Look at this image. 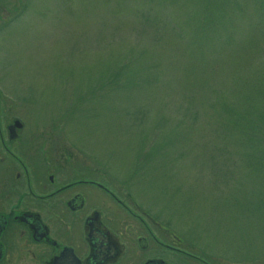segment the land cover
Segmentation results:
<instances>
[{"label":"rangeland","instance_id":"1","mask_svg":"<svg viewBox=\"0 0 264 264\" xmlns=\"http://www.w3.org/2000/svg\"><path fill=\"white\" fill-rule=\"evenodd\" d=\"M0 90L33 121L73 119L79 159L56 178L84 155L264 264V0H0Z\"/></svg>","mask_w":264,"mask_h":264},{"label":"flooded vegetation","instance_id":"2","mask_svg":"<svg viewBox=\"0 0 264 264\" xmlns=\"http://www.w3.org/2000/svg\"><path fill=\"white\" fill-rule=\"evenodd\" d=\"M25 107L0 90V264H248L214 232L200 241L183 215L149 213L137 181L94 178L84 155L79 178H56L58 160L80 154L66 130L73 119L33 121Z\"/></svg>","mask_w":264,"mask_h":264}]
</instances>
